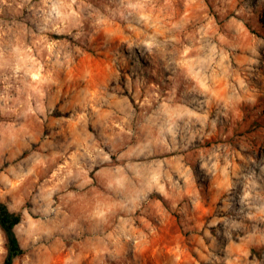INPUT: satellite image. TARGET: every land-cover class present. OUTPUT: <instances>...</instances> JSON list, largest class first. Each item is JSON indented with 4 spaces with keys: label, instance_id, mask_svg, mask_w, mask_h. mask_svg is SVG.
<instances>
[{
    "label": "clouds",
    "instance_id": "clouds-1",
    "mask_svg": "<svg viewBox=\"0 0 264 264\" xmlns=\"http://www.w3.org/2000/svg\"><path fill=\"white\" fill-rule=\"evenodd\" d=\"M0 264H264V0H0Z\"/></svg>",
    "mask_w": 264,
    "mask_h": 264
}]
</instances>
